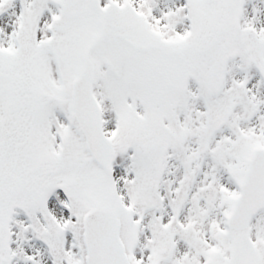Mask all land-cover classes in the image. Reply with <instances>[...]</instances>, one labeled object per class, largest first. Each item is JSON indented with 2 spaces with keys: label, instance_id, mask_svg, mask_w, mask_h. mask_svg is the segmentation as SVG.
I'll use <instances>...</instances> for the list:
<instances>
[{
  "label": "snow or ice",
  "instance_id": "6c2138e0",
  "mask_svg": "<svg viewBox=\"0 0 264 264\" xmlns=\"http://www.w3.org/2000/svg\"><path fill=\"white\" fill-rule=\"evenodd\" d=\"M0 264H264V0H0Z\"/></svg>",
  "mask_w": 264,
  "mask_h": 264
}]
</instances>
